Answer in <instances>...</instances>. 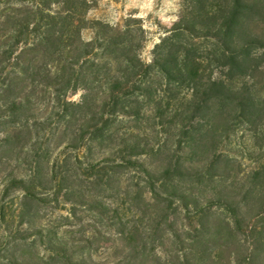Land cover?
Segmentation results:
<instances>
[{
	"label": "trees",
	"instance_id": "16d2710c",
	"mask_svg": "<svg viewBox=\"0 0 264 264\" xmlns=\"http://www.w3.org/2000/svg\"><path fill=\"white\" fill-rule=\"evenodd\" d=\"M92 5L93 0H0L3 264H92L82 245L90 244L86 232L77 243L59 237L43 225L38 211L49 197L63 196L74 218L79 208L106 215L113 209L103 204L106 194L122 198L134 218L141 211L152 216L129 229L114 210L127 264L140 255L139 264H264V166L241 188L232 184L215 189L214 198L197 199L198 186L220 178L213 173L216 153L238 113L248 124H264L261 92H251L246 83L264 73V0L195 2L179 23L165 29L150 61L140 63L150 43L140 21H131L138 29L126 32L89 21ZM201 41L213 44L207 56ZM123 69L131 70L133 87L115 96L111 79ZM79 71L87 85L82 101L72 104L65 94ZM53 81L57 88H51ZM138 172L150 202L138 201L134 178L124 180ZM187 180H193L192 188L179 189ZM13 188L24 194L18 214L19 223L28 225L23 231L9 227L7 198ZM177 197L200 215L203 235L198 230L201 236L189 238L195 243L190 258L176 248L183 240L177 223L170 221ZM214 209L232 217L210 221ZM234 222L243 231L252 226L260 246L235 250ZM205 230L213 237L206 240ZM171 237L172 251L167 247ZM19 242L34 252L28 262L18 258ZM159 248L173 256L172 262L162 260Z\"/></svg>",
	"mask_w": 264,
	"mask_h": 264
},
{
	"label": "rangeland",
	"instance_id": "374dc122",
	"mask_svg": "<svg viewBox=\"0 0 264 264\" xmlns=\"http://www.w3.org/2000/svg\"><path fill=\"white\" fill-rule=\"evenodd\" d=\"M207 0H93L91 11L88 14L89 21H102L109 24L112 27H119L123 31L130 29L137 30L138 26H132L131 21H140L144 31H146V38L150 40L148 47L141 54L138 59V63L141 61L149 62L151 53L155 46L159 43L160 38L165 29L173 28L180 22L181 17L186 7H194L195 2ZM131 25V27H130ZM86 39H91L93 34L89 31L85 32ZM204 43V53H209L213 49L212 42L206 41ZM207 56V54L205 55ZM139 66V65H138ZM216 65L212 67L215 73ZM248 88L251 92H261L258 94L262 101H264V73L256 74L252 79L246 81ZM87 85V76L84 72L79 71L76 79L72 84V88L66 92V101L72 104H78L82 101ZM59 86L57 81H53L51 88H57ZM133 87V75L131 70L123 69L116 73L111 79V88L113 95L123 96L127 94ZM56 94V93H55ZM240 118L235 119V123L229 132L224 134L219 150L216 153V160H219L214 168L213 173L220 178H216L212 182L207 181L204 184L197 187V199L202 203L205 199H211L216 196L215 189L223 191L232 184L241 188L240 183H247L252 176V173L264 166V124L259 127V120H254L251 124L247 123V120L242 117V114L238 113ZM242 117V118H241ZM257 130V131H256ZM193 170H191L192 172ZM134 178L132 180L134 185H138V201L150 202L151 196L146 190L144 184L145 178L140 172L138 176L133 174L126 176L125 179ZM193 186V180H187L182 182V186L179 189L187 190ZM2 187L0 188V192ZM137 189H134V193ZM23 192L18 188H13L7 198V203L10 204L8 209V222L11 231H23L28 229L27 224L19 223L18 214L20 204L23 200ZM104 197V198H103ZM142 198V199H141ZM103 204L110 210V213L106 215L98 214L94 211L83 210L79 208L76 210L75 218L73 208L71 204L66 203L63 196H59L58 200L52 196L48 198L47 205H44L38 211V215L43 218V225L48 229H53L58 232L59 237L62 235L69 237L72 242L77 243L85 237L90 239V244H82L87 247L86 253H90L92 264H127L128 252L126 250V243L123 241L122 236H119L121 232L119 229L120 221L113 213L114 210H118L122 215L124 224H131L141 222L145 219L146 223L152 216L144 217V214L138 212V216L134 218L133 215L126 213V206L122 198H113L112 195H102ZM52 201L51 203H49ZM142 203V202H139ZM144 209V203L141 204ZM196 210L189 204L185 198L177 197L175 199L174 208L169 211L171 215L170 221L177 223V229L179 235L182 238V242L178 247L181 252V257L184 255L191 257V248L193 243L191 236H198V230L202 232V228L199 225ZM206 218L205 216H203ZM230 214L224 210L214 209L212 214L209 215L210 221L221 220L227 221L231 218ZM209 221V227L210 225ZM113 225V226H112ZM4 229V225L0 224V228ZM121 227V228H120ZM235 229L236 238L238 240V247L235 250L240 252H246L248 249L251 251L254 247L260 246L258 244V238L256 233L252 231V226L245 231L237 229L235 222L233 223ZM197 229V232H196ZM209 228L207 227L206 230ZM205 230L206 240L213 237L214 228H211V236L207 235ZM71 233L66 235V233ZM10 234V233H8ZM3 235V231L0 232V236ZM201 236V233L199 234ZM175 238L171 237L167 242V247L172 251L175 247L172 246ZM23 242H19L22 244ZM21 251L18 258L21 261L28 262L30 254L34 256V252L28 249L27 244H22ZM166 251V250H165ZM162 248L157 250L158 255L165 262L166 260L172 262V255L166 254ZM32 252V253H31ZM24 255V256H22ZM43 258V253L41 254ZM40 256V258H41ZM142 255L136 258L132 256L130 263L139 264L142 261ZM38 262V261H37ZM217 262V259H216ZM0 263H6L4 255L0 256ZM192 264H195L194 262Z\"/></svg>",
	"mask_w": 264,
	"mask_h": 264
}]
</instances>
